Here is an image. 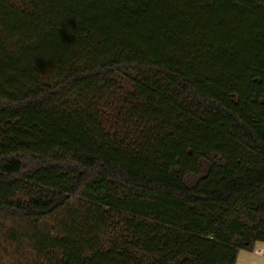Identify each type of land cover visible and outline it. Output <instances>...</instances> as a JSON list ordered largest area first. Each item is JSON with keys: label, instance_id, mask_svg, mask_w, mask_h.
Returning a JSON list of instances; mask_svg holds the SVG:
<instances>
[{"label": "trees", "instance_id": "16d2710c", "mask_svg": "<svg viewBox=\"0 0 264 264\" xmlns=\"http://www.w3.org/2000/svg\"><path fill=\"white\" fill-rule=\"evenodd\" d=\"M264 241V0H0V264H236Z\"/></svg>", "mask_w": 264, "mask_h": 264}, {"label": "clouds", "instance_id": "9594fccd", "mask_svg": "<svg viewBox=\"0 0 264 264\" xmlns=\"http://www.w3.org/2000/svg\"><path fill=\"white\" fill-rule=\"evenodd\" d=\"M236 264H264V241H256L251 252L241 250Z\"/></svg>", "mask_w": 264, "mask_h": 264}, {"label": "crops", "instance_id": "0c3cea01", "mask_svg": "<svg viewBox=\"0 0 264 264\" xmlns=\"http://www.w3.org/2000/svg\"><path fill=\"white\" fill-rule=\"evenodd\" d=\"M253 250V249H252ZM249 252H251V251H249ZM239 254H240V252H239ZM239 254H238V256H239ZM238 258V257H237ZM237 262V261H236Z\"/></svg>", "mask_w": 264, "mask_h": 264}]
</instances>
